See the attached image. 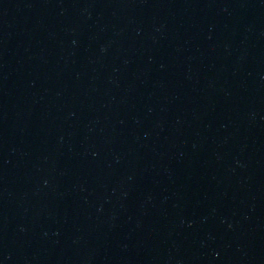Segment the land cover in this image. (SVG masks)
<instances>
[{"label":"water","instance_id":"obj_1","mask_svg":"<svg viewBox=\"0 0 264 264\" xmlns=\"http://www.w3.org/2000/svg\"><path fill=\"white\" fill-rule=\"evenodd\" d=\"M0 264H264V0H0Z\"/></svg>","mask_w":264,"mask_h":264}]
</instances>
